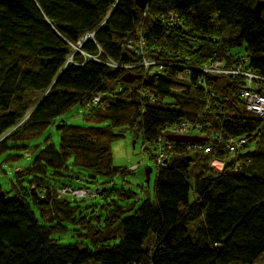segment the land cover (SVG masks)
<instances>
[{
    "label": "trees",
    "instance_id": "16d2710c",
    "mask_svg": "<svg viewBox=\"0 0 264 264\" xmlns=\"http://www.w3.org/2000/svg\"><path fill=\"white\" fill-rule=\"evenodd\" d=\"M256 1L147 0L139 8L133 0H0V154L9 140L39 135L76 104L96 124L63 121L58 146L44 142L27 166L13 171V195L0 187V264H253L264 253V122L238 98L241 77L183 74L184 66L215 59L228 65L242 56L248 70L264 77V5L255 14ZM168 12L177 16L172 24ZM221 26L234 35H221ZM140 38L145 56L161 65L157 72L138 65ZM88 55L134 66L112 67ZM124 72L140 77L126 83ZM176 85L192 99H175ZM139 90L156 100L141 98ZM28 91L40 92L31 109L23 100ZM96 94L101 101L90 107ZM182 119L198 126L207 138L199 144L211 149L175 143L168 164L155 167L151 197L135 209L107 200L130 198L127 190L77 186L93 193L80 199L106 202L99 204L101 216L89 217L57 195L69 185L59 182L68 163L106 176L132 173L111 166L110 143L119 136L113 128L134 129L150 143L159 127ZM213 130L244 138L239 169L207 167L210 158L226 156ZM69 223L85 242H58L55 235Z\"/></svg>",
    "mask_w": 264,
    "mask_h": 264
},
{
    "label": "rangeland",
    "instance_id": "374dc122",
    "mask_svg": "<svg viewBox=\"0 0 264 264\" xmlns=\"http://www.w3.org/2000/svg\"><path fill=\"white\" fill-rule=\"evenodd\" d=\"M221 35L224 37H232L234 32L228 28L221 26ZM235 52L238 54L243 53V44L236 47ZM183 86L176 85L171 88V93L175 95V99H192L190 95L182 93ZM40 97L38 91H28L23 94V100L28 106V109L35 104ZM89 110L79 104L72 106L66 113L56 119L53 124H49L39 135L26 139L16 140L7 142L9 149L0 154V187L7 193L8 196L13 195V190L10 188V183H14L13 171H17L19 168L27 166L33 157L43 147L44 142L50 143L57 147L59 142V130L55 128V124L58 120L64 121L66 124L77 125L81 127L96 126V124L88 118ZM115 134L119 136L110 143V162L111 166L114 167H125L126 169L137 163L138 167L134 173H125L123 175H103L100 173L92 172L88 169L73 167L70 163L67 164V170L65 171L66 176L60 177L59 182L66 183L71 186L77 187L81 185L97 186L99 190H123L129 191L132 196L130 198L120 199L114 194H109L107 200L110 202L113 200L121 207H126L128 204L133 205L132 210L135 209L141 201L146 197H151L152 186L155 177V166L153 161L148 158L146 154H142L140 151V136L136 134L134 129L126 128L125 126H119L113 128ZM26 146L22 152V148L19 146ZM22 149V150H21ZM146 167H150L148 179L144 170ZM112 177V178H111ZM111 178V182H110ZM21 185L27 187V179L23 178ZM191 196V193H189ZM73 205H78L79 213L85 217L93 215H102L103 208L99 207V204L106 205L105 201H102L99 197L93 200L71 198L66 197ZM130 210L129 213L132 212ZM38 221L42 222L38 212L34 210ZM66 231L55 235L58 242L61 243H74V242H85L82 237H79L78 233H81L78 225L66 224ZM76 230V231H75ZM151 237H148L145 241V246L151 243ZM84 264H94L91 261H87ZM253 264H264V253L259 255Z\"/></svg>",
    "mask_w": 264,
    "mask_h": 264
},
{
    "label": "built area",
    "instance_id": "2783aa9c",
    "mask_svg": "<svg viewBox=\"0 0 264 264\" xmlns=\"http://www.w3.org/2000/svg\"><path fill=\"white\" fill-rule=\"evenodd\" d=\"M167 24H172L176 20L177 16L174 12H168ZM90 36V34L86 35ZM82 37V39L86 38ZM127 46L131 47L132 43L128 40ZM137 52L140 54L141 59L138 63L142 67L143 73H153L160 69V64L154 60H150L145 56L146 51L143 48V40H139L137 44ZM95 60H99L95 55H88ZM102 61V60H99ZM102 62L112 67L130 68L134 64L121 65L113 62L109 59H104ZM245 58L239 57L236 63L224 64L222 60L215 59L212 61H206L200 66H184L183 74L188 75L191 71H198L201 75L207 74L212 76H230V77H241L242 86L238 89L237 96L242 101L244 109L253 114L254 116L260 117L261 121L264 122V77L248 70L245 67ZM141 98H145L149 102H154L156 97L146 90H139ZM102 96L99 94L93 95L89 99L90 107L96 106L100 103ZM167 134L171 135H201L198 132V126L194 123L188 122L184 119L179 120L175 123L165 124L158 128V135L156 138L147 143L143 140L140 141V151L146 154L150 158L155 167L166 166L175 154V141L170 140L166 137ZM210 137L216 143L223 142V149L226 153L224 158L212 157L207 161V167L215 172L220 171L226 164H230L232 170H237L241 167L242 160L239 157L244 144V138L242 136L232 137L228 136L223 138L219 130H213L210 133ZM186 149H198L203 151H209L211 147L208 145L201 146L199 143H186ZM247 160H245L246 162ZM138 164H132L127 169L123 167V171L134 173L137 170ZM119 169V167H115ZM58 196H71L76 198H85L92 196L93 193L87 187H73L69 185H62L57 189Z\"/></svg>",
    "mask_w": 264,
    "mask_h": 264
},
{
    "label": "water",
    "instance_id": "95a60500",
    "mask_svg": "<svg viewBox=\"0 0 264 264\" xmlns=\"http://www.w3.org/2000/svg\"><path fill=\"white\" fill-rule=\"evenodd\" d=\"M147 0H133V3L139 7L143 8L145 6ZM264 5V1L258 0L256 1L254 7H253V12L255 14L258 13V11L261 9V7ZM140 75L139 74H133L131 72H124L120 76V80L126 83L132 82L134 79H139ZM63 124V121L61 120L60 122L55 124V128L58 129L61 125ZM166 137H168L170 140H173L175 142H184V143H200L201 141H205L207 138L198 136V135H171L167 134ZM150 172V167H146L144 170V174L146 176V181L148 179V174ZM1 195L3 196V192H1Z\"/></svg>",
    "mask_w": 264,
    "mask_h": 264
}]
</instances>
